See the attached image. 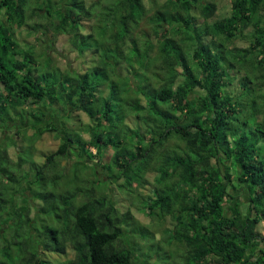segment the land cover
Returning a JSON list of instances; mask_svg holds the SVG:
<instances>
[{"label": "trees", "instance_id": "16d2710c", "mask_svg": "<svg viewBox=\"0 0 264 264\" xmlns=\"http://www.w3.org/2000/svg\"><path fill=\"white\" fill-rule=\"evenodd\" d=\"M217 8L0 0V264H264V0ZM38 18L52 41L72 33L85 67L20 46L17 28ZM47 134L54 148H38ZM112 186L139 198L160 239Z\"/></svg>", "mask_w": 264, "mask_h": 264}, {"label": "rangeland", "instance_id": "374dc122", "mask_svg": "<svg viewBox=\"0 0 264 264\" xmlns=\"http://www.w3.org/2000/svg\"><path fill=\"white\" fill-rule=\"evenodd\" d=\"M94 0H83V2H85V5L87 6L88 4L92 3ZM161 1V0H160ZM217 3V11H216V16L215 17H223L229 14L230 12V7H231V0H214ZM159 3V2H158ZM96 7L93 8V19L90 21L91 23V27L94 28L97 25V18H98V12L101 8V5L97 4L95 5ZM146 18V17H145ZM36 21H39V23L41 24V27L38 28V30H36L35 32H28V29L22 28L20 29L16 24L14 25L17 28V37L19 38V42H21L22 44H20V46H25L28 47L29 42H34L35 43V49L36 51H40L42 49L46 50V54L48 56H50L52 58L51 64L53 66H60L61 68H68V69H72V68H76L78 70H80L82 67H85V64H78L79 62L76 60L75 56V52L73 53V51H71V48L74 50V45L75 43L73 41H71L69 38L67 39V37H70V35H72V33H69L68 31H65L63 33H60V31H58L59 35L57 37H54L53 40L56 41H52V39H50V37H48V35H51V32L48 29L44 28V21L42 20V18H38ZM26 24V22L24 23V25ZM38 26H36L37 29ZM140 27L143 28L144 30H148L149 29V24L147 22L146 19H143L140 23ZM248 33H250V31H247ZM246 32V34H248ZM72 37V36H71ZM248 36L245 37H239L236 40H234L233 44L239 47H244L248 44ZM50 41H52V44L50 43ZM70 43L73 44V46H70ZM76 48V46H75ZM248 68H251L250 65L247 66ZM80 68V69H79ZM236 82V81H235ZM35 105H33L34 107ZM49 112H47L48 114ZM81 118H83V120L87 121V117L84 114H80ZM133 125V124H132ZM28 136V135H27ZM26 136V137H27ZM57 140L53 134H47L45 136L44 141L41 143H37L38 148L43 147L44 149H53L55 144H54V140ZM92 151L94 152V149H92ZM10 152L12 154V149H10ZM110 155H112L111 151H104V153H102L101 158L102 161L104 162H108V160L110 159ZM109 156V157H108ZM15 165V164H14ZM98 166V165H97ZM16 168H19V166L15 165ZM98 173L99 176H102L103 178H106V172H104L102 170V168H100L98 166ZM153 173L148 174V176L146 178H151L150 176H152ZM132 187V185L129 186V189ZM112 190L113 193L115 195L116 198V203L119 207H123V208H130L133 212L134 218L138 219L139 221H141L142 223L145 224H151L152 225V229L155 230V233L159 232L158 234H156L154 236V239H160L161 236V229L162 226L158 227V225L156 226L154 222L150 221V217L146 215L145 212H143V209H141V203L139 202V198L137 199L134 195H130L128 194L124 189L122 188H114V186H112ZM129 191V190H128ZM147 190H143L142 192H146ZM148 192V191H147ZM146 192V193H147ZM239 194V192H238ZM242 194H244L243 196H245L244 191L241 192V196ZM231 206L233 205V203L230 204ZM226 214L229 215L230 213L226 210ZM259 231L264 234V228L260 225L258 226ZM136 238V242L138 243L139 247L143 250L144 246L148 244V242L144 239H140L138 237ZM162 238V237H161ZM162 240V239H161ZM163 243V240L162 242ZM164 246L166 248H170L168 245ZM44 249V248H41ZM43 257H47L51 260H54L55 258L60 259L61 261L65 260L67 257H71L72 254H69L68 256L65 254H61L60 256H58L55 253H46L43 252Z\"/></svg>", "mask_w": 264, "mask_h": 264}]
</instances>
